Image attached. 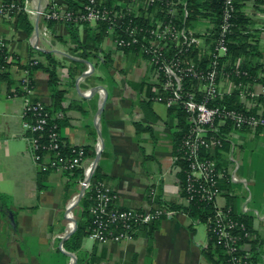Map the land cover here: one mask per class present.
Returning <instances> with one entry per match:
<instances>
[{
  "label": "crops",
  "instance_id": "0c3cea01",
  "mask_svg": "<svg viewBox=\"0 0 264 264\" xmlns=\"http://www.w3.org/2000/svg\"><path fill=\"white\" fill-rule=\"evenodd\" d=\"M27 1L35 6L45 3ZM187 1L190 26L201 33L211 31L213 0ZM235 6L241 37L231 43L244 51L233 59L229 52L230 58L238 67L259 64L257 74L264 78V0H235ZM25 17L27 26L17 15L0 21V35L14 60L0 73V193L9 198L5 207L0 204V264H215L202 254L209 241L205 222L193 220L182 209L184 175L174 155L176 134L185 124L177 111L151 98L152 77L145 59L120 53L105 36L94 47L88 45V30L94 24L69 27L49 22L46 34L39 19ZM46 52L55 60V85L45 69ZM34 56L40 63L32 68L29 61ZM25 73L30 93L20 86ZM233 81V75L218 78L220 100L264 115L262 81L251 85L258 94L254 98L234 90ZM55 88L62 91L60 109L54 113L63 114L59 131L64 144L83 146L90 159L96 157L99 144L92 176L97 170L99 180L115 193L117 206L151 210L161 204L179 209L138 227L129 240L100 243L86 234L77 251L64 249L63 241L73 229L72 209L76 207V223L83 217L80 203L85 192L77 199L80 174L40 171L27 152L21 117L24 100L53 106ZM11 89L15 96H7ZM219 129L223 146L209 151L223 173L217 201L245 217L251 263L264 264V129L229 123H221Z\"/></svg>",
  "mask_w": 264,
  "mask_h": 264
},
{
  "label": "built area",
  "instance_id": "2783aa9c",
  "mask_svg": "<svg viewBox=\"0 0 264 264\" xmlns=\"http://www.w3.org/2000/svg\"><path fill=\"white\" fill-rule=\"evenodd\" d=\"M104 1L82 0L77 6H69L66 1L45 0L43 5L35 6L27 0H0V21H11L21 12L39 19L46 34L49 22L63 25L102 22L106 24L105 37L117 51L132 52L144 58L152 77L151 98L161 101L168 110L182 111L187 125L174 155L176 164L179 160L183 163L184 206L194 200L211 204L213 211L205 225L213 247L222 253L224 264H252L248 248L251 233L232 210L218 203L223 173L209 154L212 148L223 146L224 138L219 132L221 123L251 130L264 129L263 114L216 103L221 99L220 76L234 74L249 79L248 71L239 69L238 62L232 61L229 53L228 46L236 27L235 0H220L219 18L212 15L215 23L208 33L190 26L187 0H123L119 3L116 0L109 5ZM13 61L6 40L0 35V73ZM39 63L35 56L29 61L30 65ZM26 73L20 79V86L25 93H30ZM261 78L257 74L251 80H235L232 87L244 97L254 98L258 94L251 85ZM15 95V89L7 94ZM259 95L264 97V83ZM54 116L62 118L63 114L58 112ZM21 117L27 152L40 171L62 174L80 171L79 185L84 192L90 191L87 235L91 240L100 243L129 240L138 227L174 213L168 205L151 210L120 208L108 184L92 180L93 176L86 180L95 158L87 157L83 146L66 147L59 127L49 123L51 116L42 102L24 100ZM96 146L97 154L99 144ZM232 178L236 179L234 175ZM247 209V205L243 206L244 211Z\"/></svg>",
  "mask_w": 264,
  "mask_h": 264
},
{
  "label": "trees",
  "instance_id": "16d2710c",
  "mask_svg": "<svg viewBox=\"0 0 264 264\" xmlns=\"http://www.w3.org/2000/svg\"><path fill=\"white\" fill-rule=\"evenodd\" d=\"M9 1V0H8ZM82 1V0H79V1H76V2H73V1H67L68 5L69 6H77L78 3ZM106 4H111L112 1L111 0H105L104 1ZM212 9L214 11V16L215 18H219V15H220V5H221V1L220 0H213L212 1ZM205 5H207V2H205ZM17 16H19V18H21V22L27 26V21H26V15L24 13H21L19 12L17 14ZM235 23H239V17L237 15H235V19H234ZM73 25H76V24H70V25H67L69 27L73 26ZM78 25V24H77ZM105 29H106V24L102 23V22H99L96 24V27L94 29H89L88 30V34H87V43L88 45H90V43L92 44V46L94 47V45L97 44L98 41H100L101 38H103L105 36ZM237 36L241 37V33L237 30L236 27H234V30H233V33H232V36H231V39L232 38H237ZM88 45L86 44L84 47H88ZM229 52L232 54V59L233 58H236L238 55H241L244 51L243 47H239L237 46V44H229ZM46 57H47V60H46V66H45V69L46 71L48 72L49 74V79H50V82L55 85V60L53 59V57L51 56V54L49 52H46ZM32 68L33 67H38V65H31ZM259 68V64H255L254 67H249L248 64L245 65L244 63H242L241 66H239V69L241 70H246L248 71V75H249V79H247L246 77L244 76H235L233 74V77L235 80H251L252 77L256 76L257 75V70ZM2 78V76H0V79ZM30 81V79H29ZM261 81L262 83H264V78H261ZM62 96V91L61 90H58V89H54L53 90V93H52V99H53V106L49 107V106H46V110L49 112L51 118H49V123L50 124H55L56 126H60V119L61 118H57L54 116V109H60L59 108V101H60V98ZM223 100V99H222ZM222 100H218L216 103H219V104H224L226 105L227 102L225 101H222ZM227 106H230V107H236V108H241L239 106H236V105H227ZM177 112L179 113L178 114V117L179 119H181L185 126L184 127H181L182 131L178 132L176 134V139H175V143H176V146L178 147L179 145V142H180V139H181V135H183V133L186 131L187 129V125L185 123V118H184V114L182 113V111L180 110H177ZM183 132V133H182ZM177 149V148H176ZM67 149L65 148L64 151H66ZM176 152V151H175ZM177 164L181 166V174H183V171H182V166H183V163L179 160L177 161ZM44 172V171H42ZM78 173L80 174V171L79 170H75L73 171L71 174L73 176H76L78 175ZM69 174V173H67ZM96 179H99L98 177V174H97V170L95 171L94 173V176L92 177V180H96ZM9 200L8 196L5 195V194H2L0 193V204L2 205V207H5V203H7ZM91 204V199H90V191H86L81 199V203H80V211L82 212L81 215L83 216L82 218H79L77 220V223H76V228L74 229V231L69 235L67 236L64 241H63V247L64 249L68 250V251H77L80 247V240L81 238L86 235L88 233V227H89V222H90V218L89 216L87 215L89 213V206ZM159 206H161V204H159ZM162 207V206H161ZM168 207L172 210V209H179V207L177 206H169ZM182 208V207H181ZM193 220L195 219H199L200 221H207L208 218L210 217V215L212 214V211H213V207L211 206V204L209 203H205V202H201L199 200H194L192 201L190 204H188L187 206H183L182 208ZM233 212V211H232ZM234 216L244 222L246 225H247V220L245 219L244 216H238L236 215L235 212H233ZM154 222H157V221H154ZM152 222V223H154ZM150 223V224H152ZM149 224V225H150ZM145 226V225H144ZM212 245V239L209 238V241H208V244H207V247H204L202 248V254L204 255V257L209 260V261H213L215 264H224L223 262V257H222V253L220 251L219 248L217 247H213Z\"/></svg>",
  "mask_w": 264,
  "mask_h": 264
},
{
  "label": "water",
  "instance_id": "95a60500",
  "mask_svg": "<svg viewBox=\"0 0 264 264\" xmlns=\"http://www.w3.org/2000/svg\"><path fill=\"white\" fill-rule=\"evenodd\" d=\"M98 157H99V154L97 153L96 154V157H95V159H94V162L92 163V166H91V172H90V174H89V176L86 178V180H88L91 176H92V174H93V171H94V168H95V166H96V164H97V162H98ZM84 193V190H83V188L81 189V192H80V194H79V196H78V198L77 199H79L81 196H82V194ZM70 207V206H69ZM72 222H73V229L71 230V232H69L68 234H67V236H69L73 231H74V228L76 227V220L74 219V218H72ZM66 236V237H67ZM65 237V238H66Z\"/></svg>",
  "mask_w": 264,
  "mask_h": 264
},
{
  "label": "rangeland",
  "instance_id": "374dc122",
  "mask_svg": "<svg viewBox=\"0 0 264 264\" xmlns=\"http://www.w3.org/2000/svg\"><path fill=\"white\" fill-rule=\"evenodd\" d=\"M75 209H76V207L72 209V215L74 218H75V212H74Z\"/></svg>",
  "mask_w": 264,
  "mask_h": 264
},
{
  "label": "bare ground",
  "instance_id": "6f19581e",
  "mask_svg": "<svg viewBox=\"0 0 264 264\" xmlns=\"http://www.w3.org/2000/svg\"><path fill=\"white\" fill-rule=\"evenodd\" d=\"M69 216H71V215L69 214Z\"/></svg>",
  "mask_w": 264,
  "mask_h": 264
}]
</instances>
